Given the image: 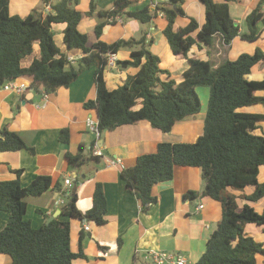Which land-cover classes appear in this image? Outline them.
Masks as SVG:
<instances>
[{"label": "trees", "instance_id": "obj_1", "mask_svg": "<svg viewBox=\"0 0 264 264\" xmlns=\"http://www.w3.org/2000/svg\"><path fill=\"white\" fill-rule=\"evenodd\" d=\"M50 4L51 11L41 14L36 10L26 15L10 13V0H0V86L9 79L28 78L29 87L43 88L45 94L59 87L70 85L80 73L94 66L95 97L84 102V107L95 111L100 131L113 130L121 125L146 120L153 128L169 131L185 117L199 112L200 98L196 87L208 89L206 114L202 132L192 142L157 143L155 150L140 154L132 167L123 168L121 175L127 189L134 192L146 211L156 202L151 189L155 184L172 178L175 166H195L202 171L204 186L199 193L220 202L222 215L217 227L209 236L206 248L194 264H256V256L264 255V244L244 231L246 223L264 225V202L257 211L249 202L264 199V181L259 182L264 168V135L253 130L263 113H248L239 108L260 103L264 106V77L248 79L246 76L259 61H264V51L256 47L253 53L243 52L235 59L225 58L214 64L209 59L189 56L193 45L212 47L216 34L229 44L235 37L253 41L257 38L256 24H264V13L259 0L246 16L248 30L241 32L233 20L229 1L199 0L204 7V22L187 14L184 0H159V5L128 9L133 0H114L108 8H99L91 0L88 10L76 7L78 0H40ZM159 11L165 20L162 34L175 56L186 58L188 68L182 79L176 82L169 71L160 67V58L146 47L144 36L119 38L113 42L101 40L104 28L121 16L141 23H150ZM97 15L101 20L95 25L96 40L90 44L88 35L80 31L78 24L84 16ZM186 17L184 26L176 25L178 18ZM65 23L63 41L69 49L83 53L73 65L66 54L56 45L51 30L52 24ZM38 44L40 55L24 67L21 61ZM122 47L134 48L128 59L117 60L120 67L133 66L138 70L125 82L113 89L106 85L103 71L108 56ZM164 75V78H163ZM139 108H135L137 101ZM68 130L62 129L59 139L68 142ZM28 149L24 140L4 127L0 131V151ZM70 167H78L99 156L83 154L82 147L76 154L65 153ZM21 169L14 170L16 177L0 180V211L8 214L5 226L0 230V253L11 258V264H80L86 258L81 232L78 249L70 247V220L106 222V198L100 182L95 183L92 205L82 211L77 205L76 185L65 191L59 181L50 175H37L29 184L22 185ZM251 186L252 192L237 196L229 190H243ZM63 194L61 214L68 219L54 218L40 227L32 226L25 218L28 196H39L48 189ZM198 192L185 194L195 200ZM246 202L239 205L237 199ZM121 238L114 245L97 244L98 258H103L108 249L119 250Z\"/></svg>", "mask_w": 264, "mask_h": 264}, {"label": "crops", "instance_id": "obj_2", "mask_svg": "<svg viewBox=\"0 0 264 264\" xmlns=\"http://www.w3.org/2000/svg\"><path fill=\"white\" fill-rule=\"evenodd\" d=\"M90 1L78 0L76 7L84 12L88 10ZM113 1L95 0L99 8H108ZM151 1L133 0L128 9H139L146 5L152 9ZM184 1L187 14L195 17L202 24L204 22L202 3L199 0ZM258 1H229L231 16L239 25L241 32L248 30L245 18ZM25 5L26 8L19 14L26 15L33 10L45 14L44 3L40 0H33ZM260 10L264 13V3ZM100 20L97 15L84 16L78 24L80 31L88 35L90 44L96 40L94 27ZM187 21L186 17L178 18L176 25L184 26ZM115 22L104 28L101 40L113 42L119 38L138 39L132 36L124 16L117 18ZM164 25L163 16L158 15L149 23V29L141 30V36H144L146 47L159 56L160 67L167 69L170 77L179 82L189 64L186 58L175 56L170 50L162 34ZM64 28L65 23L52 24L53 38L62 53L76 57L72 62L76 65L77 59L83 53L80 49H69L64 43ZM256 29L257 38L253 41L237 36L229 44H225L222 36L216 34L212 47L193 45L188 55L209 59L216 65L225 58L235 59L243 52L253 53L256 47L264 51V24L258 22ZM134 48L136 47L120 48L115 53L116 61L128 59ZM39 55V46L35 44L32 53L22 59V66H29ZM94 68L92 66L84 69L70 85L59 87L50 94H45L42 87L38 89L29 87L16 93L0 86V131L7 127L33 148L32 151L28 149L0 151V180L14 179L16 169L22 170L19 176L22 185L29 184L37 175H50L54 181L61 183L65 191L71 190L76 185L74 186L78 195L76 205L82 211L88 210L92 205L95 183L102 184L107 206L106 222L102 225L88 222L89 230L86 231L82 228L81 220L69 218L70 247L73 251H77L80 233H84L82 245L86 258L80 260V264H154L150 256L152 249L181 253L185 257V264H194L204 253L207 240L217 227L222 215L219 201L199 194L204 186L201 169L195 166H175L171 179L152 187L151 193L157 197V200L143 211L134 192L126 188L125 180L121 175L122 169L108 166L105 157L119 158L124 168H128L135 164L140 154L153 152L157 143L161 141H194L203 129L208 89L204 87L205 102L203 104L200 101L199 112L176 122L169 131L153 128L146 120H141L137 123L121 125L113 130L100 131L96 136L86 125L88 116L96 118L95 111L84 107L86 100L95 97ZM137 70L138 68L133 66L120 67L115 62L105 66L103 76L107 87L113 89L122 85ZM246 77L262 79L264 61L256 63ZM18 79L29 82L28 78L18 77ZM257 94L264 95V92L258 91ZM139 107L135 106V108ZM239 110L263 113L264 106L257 103L241 107ZM62 129L68 130L67 143L59 139ZM253 132L264 135V120L257 121ZM80 146L82 153L86 155L91 154L94 147H99L104 157L87 161L78 167H70L65 153L76 154ZM66 179H70L72 183L69 189H65ZM258 181H264V168L260 170ZM252 190L251 186H247L240 191H229L241 196L251 193ZM189 191L198 192L195 200L185 197ZM61 200L64 201L63 194L52 188L39 196H28L25 218L30 220L35 228L49 219H68L61 214L63 205ZM237 202L243 205L246 201L238 198ZM263 202L264 199H261L249 204L257 211H261ZM199 204L203 206L197 209ZM7 218V212L0 211V230L5 226ZM244 231L264 244V225L246 223ZM119 238L122 241L119 250L112 247L106 251L102 259L98 258V243L114 245ZM0 264H11L10 256L0 253ZM256 264H264V255L256 256Z\"/></svg>", "mask_w": 264, "mask_h": 264}, {"label": "built area", "instance_id": "obj_3", "mask_svg": "<svg viewBox=\"0 0 264 264\" xmlns=\"http://www.w3.org/2000/svg\"><path fill=\"white\" fill-rule=\"evenodd\" d=\"M151 5L153 6V8H155L157 5H159V0H152ZM50 10H51V6L49 4H44V12L46 13V12H49ZM158 15L162 16V12L159 11ZM67 59L69 62L72 63V62H74L76 57L67 56ZM115 62H116L115 54H110L108 56L107 64L112 65ZM29 85H30L29 82L19 80L18 78H13V79L7 80L1 86L5 90H11V91H14L16 93H20V92L24 91L25 89L29 88ZM86 125L89 128V130H91L92 132H94L96 134V136L99 135L100 130L98 127L97 118H93L92 116H88L86 118ZM91 154L94 156L104 157V154L102 153V151L99 147H94L91 150ZM105 158H106V164L108 166H116V167H119L121 169L124 168V164H123L122 160H120L119 158H116V157L115 158L105 157ZM64 184H65V189H69L72 187V183H71L70 179H66ZM61 201H63V200H61ZM202 206H203L202 204H199L197 209L201 208ZM82 228L84 230L88 231L89 230V223L83 222ZM150 256H151V259H152L154 264H185V257L183 256V254L178 253V252H168L165 250L152 249V250H150Z\"/></svg>", "mask_w": 264, "mask_h": 264}, {"label": "rangeland", "instance_id": "obj_4", "mask_svg": "<svg viewBox=\"0 0 264 264\" xmlns=\"http://www.w3.org/2000/svg\"><path fill=\"white\" fill-rule=\"evenodd\" d=\"M57 1V0H54ZM27 2H33V0H10L9 2V8L10 13H20L23 12L26 8ZM124 20L126 22V26L131 30L132 36L139 38L141 36V30L147 29L149 27V23H141L140 21L124 17ZM149 29V28H148ZM206 88V87H205ZM204 87H196V92L198 93V96L200 98V101L204 104L205 102V94H204ZM207 89V88H206ZM140 103L139 101L136 104V107H139Z\"/></svg>", "mask_w": 264, "mask_h": 264}, {"label": "water", "instance_id": "obj_5", "mask_svg": "<svg viewBox=\"0 0 264 264\" xmlns=\"http://www.w3.org/2000/svg\"><path fill=\"white\" fill-rule=\"evenodd\" d=\"M51 219L47 220L46 223H48Z\"/></svg>", "mask_w": 264, "mask_h": 264}]
</instances>
